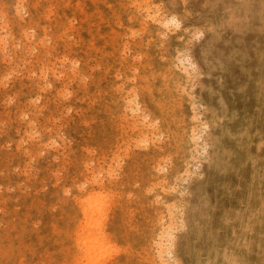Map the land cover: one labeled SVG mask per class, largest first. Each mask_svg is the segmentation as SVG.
<instances>
[{
  "label": "rangeland",
  "instance_id": "1",
  "mask_svg": "<svg viewBox=\"0 0 264 264\" xmlns=\"http://www.w3.org/2000/svg\"><path fill=\"white\" fill-rule=\"evenodd\" d=\"M161 250L264 264V0H0V264Z\"/></svg>",
  "mask_w": 264,
  "mask_h": 264
},
{
  "label": "bare ground",
  "instance_id": "2",
  "mask_svg": "<svg viewBox=\"0 0 264 264\" xmlns=\"http://www.w3.org/2000/svg\"><path fill=\"white\" fill-rule=\"evenodd\" d=\"M148 13H147V15L150 17V18H152L154 21H156V22H158L159 24H164V22L166 21H161L160 19H158L157 17H156V15H152L151 14V12L149 11V9H148V11H147ZM136 106V105H135ZM144 120V119H143ZM153 125V124H152ZM143 126H144V124H143ZM196 129H192V133H191V135H192V137L191 138H194V137H196L194 134H195V131ZM196 139V138H195ZM195 139H193V141L195 140ZM194 145V144H193ZM167 178V177H166ZM165 178V179H166ZM92 194V193H91ZM91 198L93 199V195H91V196H89L85 201H87L89 204H90V202L92 201L91 200ZM95 200V199H94ZM93 200V201H94ZM92 201V202H93ZM85 203V202H84ZM172 204H173V201L171 202ZM86 206V205H85ZM93 207L91 206L90 208L89 207H86V208H84V215H85V218H86V224L84 223V224H82V230H83V232L85 231L84 229H88L89 228V230H87V231H91L90 230V224H92L93 222H94V220H92L91 218H93V217H91V215H94V214H92V213H94V212H97V211H99V209L100 208H97V209H93ZM93 212H92V211ZM96 210V211H95ZM101 210V209H100ZM97 213H100V212H97ZM102 215V214H101ZM91 220H92V223H91ZM96 221V220H95ZM98 222V220L96 221V222H94L95 224H93V225H95V227H96V223ZM100 222V221H99ZM97 224H99V223H97ZM98 226V225H97ZM100 226V225H99ZM94 227V226H93ZM80 228V227H79ZM78 228V229H79ZM101 228V226L99 227V229ZM81 229V228H80ZM91 229H92V227H91ZM82 230H80V232L82 231ZM94 231V230H93ZM82 233V232H81ZM88 233H91V232H88ZM93 233V232H92ZM84 235H86V234H84ZM82 236V235H81ZM88 236V235H87ZM87 236L85 237V236H83L82 238H80L81 240H80V242H79V240L78 241H76V242H79L80 244H82V245H80V247L81 246H86V244H89V243H86L87 242V240H88V242H91V240L89 241V239L87 238ZM103 238H105V235L104 234H102L101 235V237H99V238H97L96 239V245H94L95 243L94 242H92L91 244H89V245H94V246H98V247H95V248H98V249H101V248H103L104 246V241L106 240V239H103ZM94 240V239H93ZM92 240V241H93ZM103 240V241H102ZM95 241V240H94ZM100 241L102 242V244L100 243ZM94 243V244H93ZM106 243V242H105ZM100 245V246H99ZM160 245V244H159ZM103 246V247H102ZM91 247H93V246H91ZM90 246L88 247V246H86V248H84L85 250H86V252H90V251H93L92 253H93V255L96 253V251L94 252V250L95 249H93V248H91ZM83 248V247H82ZM90 249V250H89ZM93 249V250H92ZM98 251V250H97ZM163 250H161V251H159V257H160V259H162L161 261H162V263L163 264H169V262L168 261H165V256H164V254H163ZM92 253H90L89 255L90 256H92ZM87 254V253H86ZM85 257V256H84ZM82 258V257H81ZM91 261V260H90Z\"/></svg>",
  "mask_w": 264,
  "mask_h": 264
}]
</instances>
